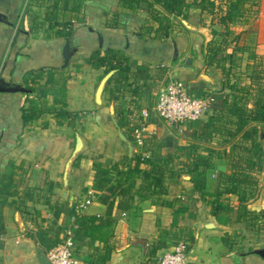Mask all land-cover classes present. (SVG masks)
Here are the masks:
<instances>
[{
    "label": "crops",
    "instance_id": "crops-1",
    "mask_svg": "<svg viewBox=\"0 0 264 264\" xmlns=\"http://www.w3.org/2000/svg\"><path fill=\"white\" fill-rule=\"evenodd\" d=\"M213 1L0 0V264H48L68 230L80 264H154L180 241L187 264H264V43L227 52ZM171 79L209 106L179 130L155 111ZM76 133L91 147L65 185Z\"/></svg>",
    "mask_w": 264,
    "mask_h": 264
},
{
    "label": "built area",
    "instance_id": "built-area-1",
    "mask_svg": "<svg viewBox=\"0 0 264 264\" xmlns=\"http://www.w3.org/2000/svg\"><path fill=\"white\" fill-rule=\"evenodd\" d=\"M208 101L195 96L181 79L169 80L158 92L155 111L160 118L168 122L176 129L184 128V124L191 120H200L208 110ZM145 116L149 117L147 112ZM145 128L136 130V142L139 146L145 144ZM91 200H85L79 206L86 209ZM77 242L75 232L68 230L64 235L62 244H58L47 252L49 264H80L76 258ZM188 244L185 241L178 242L174 249L165 252L154 264H187Z\"/></svg>",
    "mask_w": 264,
    "mask_h": 264
},
{
    "label": "rangeland",
    "instance_id": "rangeland-1",
    "mask_svg": "<svg viewBox=\"0 0 264 264\" xmlns=\"http://www.w3.org/2000/svg\"><path fill=\"white\" fill-rule=\"evenodd\" d=\"M213 2L214 5L211 4L212 2H206L203 7L210 15L214 11L212 14L214 17H219L225 12L224 10H227L226 12L232 10V18L227 26L224 28L221 25L218 29L221 34V44L227 52L248 48L258 41L264 43V0H214ZM258 33H260L259 38H257ZM251 56L256 57L255 80L260 87H264V52L252 53ZM260 91L264 93V88Z\"/></svg>",
    "mask_w": 264,
    "mask_h": 264
},
{
    "label": "water",
    "instance_id": "water-1",
    "mask_svg": "<svg viewBox=\"0 0 264 264\" xmlns=\"http://www.w3.org/2000/svg\"><path fill=\"white\" fill-rule=\"evenodd\" d=\"M92 5L102 7V8H106L104 5H102L100 3H92ZM64 56H65L66 62L68 63L69 58L71 56V49H70L69 43L64 48ZM109 77H110V75H108L100 84L98 92H97L98 97L101 96ZM120 137L123 141H125L129 145V148H130L131 152L133 153V151L135 150V145L122 132H120ZM90 147H91V144H90L89 140L83 134L76 133L75 147H74V149H73L71 155L69 156V158L66 162V165H65V170H64V183H65V185L68 184L69 174L71 172V169H72L75 161L78 159V157L81 154H83L85 152V150L90 149ZM259 253L264 257V251H261ZM48 264H49V262H48Z\"/></svg>",
    "mask_w": 264,
    "mask_h": 264
},
{
    "label": "trees",
    "instance_id": "trees-1",
    "mask_svg": "<svg viewBox=\"0 0 264 264\" xmlns=\"http://www.w3.org/2000/svg\"><path fill=\"white\" fill-rule=\"evenodd\" d=\"M122 2L128 8H132V7H134V3H136V5L139 7L141 0H122ZM178 5H179V0H164V4H163L164 7L168 8L170 10H174L176 7L178 8ZM154 17L159 18L158 15H156V14ZM231 18H232V10H230L229 12L223 13V15L221 16L220 22H221V24L227 26V24L231 20ZM159 20H161L163 22V20H165V18L160 17ZM68 37H70V36H68ZM114 67L115 66H112V65L109 67L107 66L106 72L111 71ZM257 105H258V108L256 110L255 115L250 116L248 118V120L264 122V100L263 99L259 100ZM240 124L242 127H244L247 124L246 119L241 118ZM120 126H121V124H120Z\"/></svg>",
    "mask_w": 264,
    "mask_h": 264
}]
</instances>
